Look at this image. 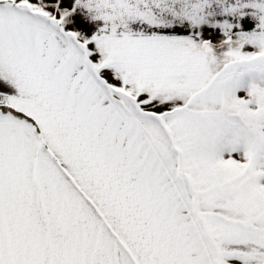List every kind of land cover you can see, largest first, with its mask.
<instances>
[{
	"label": "snow or ice",
	"instance_id": "1",
	"mask_svg": "<svg viewBox=\"0 0 264 264\" xmlns=\"http://www.w3.org/2000/svg\"><path fill=\"white\" fill-rule=\"evenodd\" d=\"M0 264H264V0H0Z\"/></svg>",
	"mask_w": 264,
	"mask_h": 264
}]
</instances>
